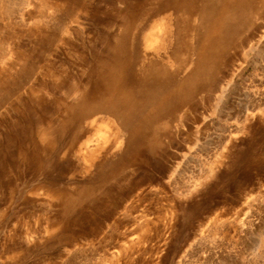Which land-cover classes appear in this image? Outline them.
<instances>
[{
  "label": "rangeland",
  "instance_id": "374dc122",
  "mask_svg": "<svg viewBox=\"0 0 264 264\" xmlns=\"http://www.w3.org/2000/svg\"><path fill=\"white\" fill-rule=\"evenodd\" d=\"M129 1L0 0V264H264V5L145 161L101 172L126 148L107 114L94 161L70 149L61 119Z\"/></svg>",
  "mask_w": 264,
  "mask_h": 264
},
{
  "label": "bare ground",
  "instance_id": "6f19581e",
  "mask_svg": "<svg viewBox=\"0 0 264 264\" xmlns=\"http://www.w3.org/2000/svg\"><path fill=\"white\" fill-rule=\"evenodd\" d=\"M260 5L264 0H130L124 8L128 13L103 42L109 54L99 58V69L81 84L61 119L63 132L77 124L70 149L77 147L94 161L103 149L87 134L96 127V116L107 114L119 122L114 147L121 145L122 131L126 148L114 157L107 155L111 148L106 146L101 172L115 173L125 164L145 161L167 126L211 77L222 50L238 43L246 26L254 24ZM161 22L169 43L158 46L160 54L150 55L147 39Z\"/></svg>",
  "mask_w": 264,
  "mask_h": 264
}]
</instances>
